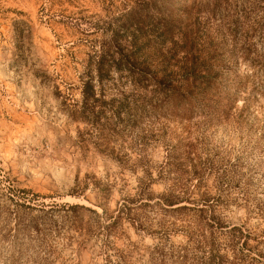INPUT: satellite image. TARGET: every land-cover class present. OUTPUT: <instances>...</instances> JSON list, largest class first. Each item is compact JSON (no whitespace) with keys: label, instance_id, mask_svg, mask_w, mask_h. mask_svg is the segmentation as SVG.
<instances>
[{"label":"rangeland","instance_id":"1","mask_svg":"<svg viewBox=\"0 0 264 264\" xmlns=\"http://www.w3.org/2000/svg\"><path fill=\"white\" fill-rule=\"evenodd\" d=\"M123 1L0 0V264H104L100 238L84 231L78 238L83 248L76 251L69 212L42 209L79 203L101 212L96 182L111 186L104 207L114 210L142 171L132 170V160L122 164L110 157V147H123L132 158L131 152L141 150L155 193L172 183L173 175L156 174L166 149L183 155L191 148L203 162L202 182L215 210L228 223L242 225L251 237L252 262L264 264V0H232V9L246 11L238 20L241 35L236 42L216 39L224 42L218 56L221 87L235 97L226 114L153 116L106 141L67 115L57 90L69 92L70 100L81 98L77 76L89 46L108 38L106 27ZM220 13L232 11L223 4ZM148 215L153 228L173 220L163 210ZM88 218L85 213L83 222ZM67 235L73 236L70 244ZM114 241L133 247L136 264H151L154 246L163 243L169 253L186 237L178 231L160 239L125 224ZM227 256L232 259V253Z\"/></svg>","mask_w":264,"mask_h":264},{"label":"trees","instance_id":"2","mask_svg":"<svg viewBox=\"0 0 264 264\" xmlns=\"http://www.w3.org/2000/svg\"><path fill=\"white\" fill-rule=\"evenodd\" d=\"M233 3L124 0L123 10L106 27L108 38L95 39L89 46L87 64L77 76L81 98L70 100L69 92L57 90L67 115L84 123L91 135H104L110 141L153 116L226 114L235 97L221 87L218 56L224 42L216 39L229 37L236 42L241 35L238 20L246 11H235ZM223 4L232 14L220 13ZM260 34L263 41L264 29ZM122 149L110 147L106 151L122 164L132 160V170L141 169L142 175L137 177L133 192L124 195L114 210L108 212L104 207L111 186L96 182L95 199L103 202L99 204L101 212L79 203L58 207L51 204L42 209L69 212L65 217L77 234L76 251L83 248L84 240L78 238L87 230L102 240L100 254L104 264H136L133 247H119L114 241L127 224L136 231L157 234L160 239L171 232L185 235L186 243L173 247L169 253L163 243L154 246L156 255H152L151 264H254V257L248 253L250 234L242 225L228 223L215 210L211 194L203 186V162L191 148L183 155L176 148L166 149L156 174L161 179L173 177L172 183L159 193L151 189L155 178L141 150L131 152L132 158L130 152ZM158 210L171 214L173 220L153 228L148 214ZM85 213L92 216L86 223L82 220ZM63 238L67 244L74 241L70 235ZM229 252L232 259L227 256Z\"/></svg>","mask_w":264,"mask_h":264}]
</instances>
